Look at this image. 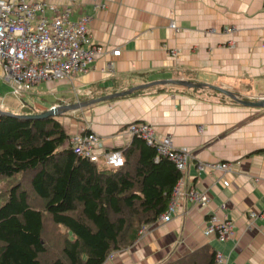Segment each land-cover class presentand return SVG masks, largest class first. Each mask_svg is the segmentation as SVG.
I'll use <instances>...</instances> for the list:
<instances>
[{"label": "crops", "instance_id": "crops-1", "mask_svg": "<svg viewBox=\"0 0 264 264\" xmlns=\"http://www.w3.org/2000/svg\"><path fill=\"white\" fill-rule=\"evenodd\" d=\"M98 1L105 6L79 0L70 16L85 15L87 44L101 46L88 70L71 81L44 80L14 92L0 65V110L38 113L87 102L70 110L82 111L79 121L58 114L69 136L87 124L105 149L120 148L132 139L128 124L144 121L192 154L185 184L204 190L209 204L180 197L168 222L150 224L143 238L102 264H177L204 245L225 254L227 264H264V215L249 217L264 211V105L244 106L207 87L158 83L186 79L264 98V0ZM116 48L118 55L111 53ZM215 162L227 169L199 168ZM209 213L231 219L234 236L220 242L204 234Z\"/></svg>", "mask_w": 264, "mask_h": 264}, {"label": "trees", "instance_id": "trees-1", "mask_svg": "<svg viewBox=\"0 0 264 264\" xmlns=\"http://www.w3.org/2000/svg\"><path fill=\"white\" fill-rule=\"evenodd\" d=\"M68 138L52 115L0 112V177L29 176L0 203V264H102L165 210L180 172L153 146L132 136L113 148L123 157L113 167L77 155ZM214 255L204 245L177 264H212Z\"/></svg>", "mask_w": 264, "mask_h": 264}, {"label": "built area", "instance_id": "built-area-1", "mask_svg": "<svg viewBox=\"0 0 264 264\" xmlns=\"http://www.w3.org/2000/svg\"><path fill=\"white\" fill-rule=\"evenodd\" d=\"M91 1L94 8L105 6L104 2ZM78 2L79 0H68L67 4L58 6L43 0H0V65L4 80L14 92H18L19 88L28 90L44 80L67 78L71 81L76 74L86 72L95 55L101 52L100 45L87 44V17L82 15L74 20L70 18L74 8L78 7ZM47 10L50 14L46 13ZM170 25L174 27L173 22ZM233 29L234 27H229L225 30ZM111 53L118 55L119 49H112ZM126 130L153 146L156 159L160 156L167 157L180 172L165 210L152 223L168 222L176 213L180 197L194 205L209 204L210 198L204 190L185 184V171L192 158L188 148L175 146L168 135H157L151 124L144 121L131 122ZM68 143L77 155L88 160L113 167L123 164L121 151L105 149L101 137L90 130L87 124L72 133ZM205 166L227 169L219 162L200 164L199 168ZM256 215H264V211L258 214L249 212L250 218ZM152 223L140 226L137 239L145 236ZM203 232L224 242L234 236L233 221L209 213ZM212 264H227V257L220 251H215Z\"/></svg>", "mask_w": 264, "mask_h": 264}, {"label": "water", "instance_id": "water-1", "mask_svg": "<svg viewBox=\"0 0 264 264\" xmlns=\"http://www.w3.org/2000/svg\"><path fill=\"white\" fill-rule=\"evenodd\" d=\"M174 83V84H180V85H185V86H190V87H207L213 90H216L230 98L235 99L238 103L243 104L244 106H263L264 105V98H258V99H249V98H241L240 95L226 89L220 86H216V85H212V84H206L203 82H193L191 80H186V79H171V80H162L158 83ZM142 86V85H141ZM133 88H131L132 90ZM129 90L123 91V92H114L105 96H101L99 98H96L95 100L92 101H99V100H105L108 98H112V97H116V96H120L123 95L127 92H129ZM87 102H83V103H71L68 105H60V106H53L51 108H48L47 110L41 111L39 113H32V114H16L20 117H24V118H39V117H45V116H49V115H53L56 113H62L64 111L67 110H71V109H75L78 108L84 104H86ZM3 113H8L10 114V112H4L1 111Z\"/></svg>", "mask_w": 264, "mask_h": 264}, {"label": "rangeland", "instance_id": "rangeland-1", "mask_svg": "<svg viewBox=\"0 0 264 264\" xmlns=\"http://www.w3.org/2000/svg\"><path fill=\"white\" fill-rule=\"evenodd\" d=\"M6 84H7V82H6ZM24 109H27V107ZM47 109L48 108H46V110ZM81 112L82 111L80 109H77V110H72V111L67 110V111L62 112L61 114H65L64 116L73 117L75 120L79 121V120H81L80 118L82 116ZM35 113H37V112H35ZM19 114H21V113H19ZM29 114H32V113H29ZM52 116H54L57 120L60 118L58 113L53 114ZM20 179L23 180L22 184L27 187V185L29 184V176L27 174H25V175L17 174V175L10 177V178L0 177V203L6 199V191L9 188V186L11 184H13L15 181H18Z\"/></svg>", "mask_w": 264, "mask_h": 264}]
</instances>
